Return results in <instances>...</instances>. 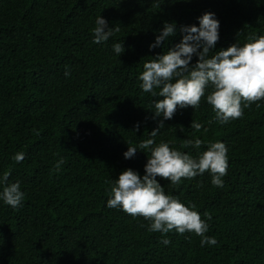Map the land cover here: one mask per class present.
<instances>
[{
	"label": "trees",
	"instance_id": "trees-1",
	"mask_svg": "<svg viewBox=\"0 0 264 264\" xmlns=\"http://www.w3.org/2000/svg\"><path fill=\"white\" fill-rule=\"evenodd\" d=\"M207 12L220 24L209 56L264 35V0H0V178L10 169L9 183L25 194L18 208L0 200V264H264V100L221 124L205 96L150 136L163 117L154 113L161 98L140 87L143 64ZM97 16L121 29L100 44ZM165 23L176 34L150 50ZM192 121L204 128L195 132ZM195 138L205 141L200 149L181 147ZM147 139L193 157L208 142L226 144L222 188L209 173L179 185L157 177L166 194L196 205L215 246L202 247L194 233L150 232L149 221L107 206L108 182L127 169L145 175L150 153L138 145ZM128 146L137 147L131 159Z\"/></svg>",
	"mask_w": 264,
	"mask_h": 264
},
{
	"label": "clouds",
	"instance_id": "clouds-1",
	"mask_svg": "<svg viewBox=\"0 0 264 264\" xmlns=\"http://www.w3.org/2000/svg\"><path fill=\"white\" fill-rule=\"evenodd\" d=\"M198 19L199 27L192 25L180 28L183 35L179 44L143 64V71L138 77L142 81V91L161 98L153 102L155 117L162 116L163 120L151 132L152 137L164 128V120L174 117L178 108L197 109L205 96L206 102L215 112V120L221 124L241 118L244 108L253 103L260 107L258 102L264 100V35H252L243 46L234 44L227 50H220L209 56L210 50L219 40L220 24L211 12ZM120 30L118 24L115 28H110L108 21L97 16L95 27L91 30L93 42H106ZM175 34L176 25L165 23L160 35L149 46L150 50L159 47ZM113 51L120 56L125 51L123 44H113ZM193 56L198 57L195 64L191 63ZM69 75L70 71L66 66L65 76ZM209 87L211 91L206 95ZM191 128L200 132L204 125L192 121ZM135 130L139 131V125H136ZM204 144L205 141L199 138L186 139L181 147L200 149ZM138 147L150 153L144 168L145 175L141 177L132 169H127L116 180L108 182L111 187L107 192V206L119 208L134 218L142 217L149 221L150 232H160L164 236L173 230L181 235L186 232L194 233L201 238L202 247L215 246L218 241L215 237L206 235L209 225L195 210L196 205L192 203L185 206L178 198L166 194L157 177L170 181L172 185H179L182 179L190 180L209 173L212 185L222 188L223 177L227 175L228 168L226 144L220 141L208 142L206 150L196 157L171 148L167 142L156 144L153 139L142 140ZM136 153L137 147L128 146L123 155L125 159H131ZM12 159L20 163L25 159V154L18 152ZM63 163L61 159L55 165L56 169L59 170ZM10 175L9 169L0 178V184L4 185L0 200L8 206L18 208L24 201L25 194L18 181L9 183ZM204 217L207 220L212 218L208 212L204 213ZM161 242L165 246L171 243L167 238Z\"/></svg>",
	"mask_w": 264,
	"mask_h": 264
}]
</instances>
